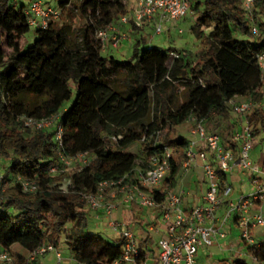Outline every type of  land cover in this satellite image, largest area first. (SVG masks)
I'll return each instance as SVG.
<instances>
[{
	"label": "trees",
	"instance_id": "1",
	"mask_svg": "<svg viewBox=\"0 0 264 264\" xmlns=\"http://www.w3.org/2000/svg\"><path fill=\"white\" fill-rule=\"evenodd\" d=\"M32 1L0 0L2 249L11 252L19 245L31 253L43 245L64 246L84 264L118 258L121 239L87 232L91 212L82 194L95 192L103 181L146 170L150 156L165 146L173 149L168 182L174 190L189 142L171 135L191 117L208 128L214 118L232 129L244 121L264 150V91L257 63L264 51V0H254L252 18L241 0H189L190 31L200 44L195 60L149 47L121 61L104 54L97 34L131 12L128 0H57L61 14L77 12L78 32L50 23L35 29V41L26 50L22 40L31 30L26 10ZM72 82L77 96L67 109ZM174 82L184 87L180 96ZM234 98L258 106L241 120L229 105ZM58 114L62 147L54 128L24 125V117L43 120ZM135 145L138 152L131 150ZM81 154L89 157V165L74 173H50L52 167L62 168V157ZM65 179L72 183L69 192L55 191ZM21 181H35L38 191L24 192ZM253 253L264 261V252Z\"/></svg>",
	"mask_w": 264,
	"mask_h": 264
},
{
	"label": "built area",
	"instance_id": "2",
	"mask_svg": "<svg viewBox=\"0 0 264 264\" xmlns=\"http://www.w3.org/2000/svg\"><path fill=\"white\" fill-rule=\"evenodd\" d=\"M246 14L252 18L254 0H241ZM28 23L34 29H46L50 23L61 18V11L52 6L44 5L42 0L32 1L27 10ZM189 0H136L131 12L122 17L119 26L109 25L97 34L103 44V51L108 48H118L125 35L120 32V26L132 25L144 27L153 25L156 34L163 33L168 23H178L186 17H192ZM194 25V22L192 21ZM253 32L259 36L257 26ZM180 33H183L181 30ZM176 57L175 53L171 54ZM260 69L262 91H264V51L257 55ZM175 85L179 83L174 82ZM229 105L235 115L241 120L245 118L257 103L249 100H230ZM62 115L58 114L48 119L37 120L24 117V125L29 129L43 130L54 128L55 140L63 146V128L59 125ZM190 126V133L194 137L188 143L185 151V160L180 172L188 175L190 171L202 164L205 181V193L202 203L188 208L183 193L169 189L172 168L173 149L165 146L155 151L149 158L146 170L137 171L132 176L101 182L95 192L83 193L81 196L92 213L98 218L101 213L112 216L120 208L131 206L146 207L156 213L155 221L149 224L147 237L138 239L135 229L116 220L108 224L121 239L122 253L107 264H202L199 253L202 248L213 245L214 240L226 239L231 234V224L235 223L240 231L239 241L246 250L240 252L237 261L250 259L253 264H264L253 251L264 252V233L259 240L255 231H264V213L254 209L264 204V169L251 159L254 138L250 126L242 121L232 136V144L225 145L222 137L208 128L203 120L191 117L186 122ZM121 138V137H120ZM116 140V138H114ZM85 154L74 158H82V165H89ZM73 158L62 157V168L55 166L50 169L51 174L66 171ZM239 167L243 172L251 174V183L255 187L253 193L234 196L233 188L222 180L231 171ZM2 177H0L1 183ZM22 189L27 193H36L38 185L35 181H21ZM72 187L70 180L61 186L63 193L69 192ZM158 236V253L156 246H151L153 236ZM54 253L55 264H64L63 250L53 245H43L29 253L27 262L32 264L39 257ZM70 261L77 262L72 255ZM15 259L9 250L0 247V264H14ZM236 264V263H235Z\"/></svg>",
	"mask_w": 264,
	"mask_h": 264
},
{
	"label": "rangeland",
	"instance_id": "3",
	"mask_svg": "<svg viewBox=\"0 0 264 264\" xmlns=\"http://www.w3.org/2000/svg\"><path fill=\"white\" fill-rule=\"evenodd\" d=\"M44 5L52 6L54 8L57 7V0H42ZM136 5V0H128L127 7L129 10H132ZM193 17H186L182 21L180 20L178 23H168L166 24V28L163 30V33L156 34L155 28L153 25H146L144 27H137L138 30L134 29L133 25H128L127 29H122V33L125 35V38L121 41L119 48L112 50L110 55L104 53L107 56H114L117 60H127L133 57L134 53L137 49H144L149 47L159 48L165 51H174L178 53H186L191 59L195 60L198 50L200 49V44L196 40L195 36L191 33L190 29L192 21H194ZM55 24L60 28L64 27L68 33L76 34L78 32V27L81 24V19L79 18L77 12L71 13L70 11L64 12L61 15V18L55 22ZM119 22L116 23V25ZM183 33H180V31ZM36 34L35 29L31 28L30 32L24 37L22 40L25 49L27 50L35 41ZM108 48L106 51H109ZM139 50V52H140ZM1 70V68H0ZM176 87V93L180 96L184 91V87L181 83L178 85H174ZM71 90L73 92L72 101L68 102L65 107L68 109L71 107L72 103L75 101L77 96V88L74 82L71 83ZM261 106L264 108V96L261 101ZM220 118H214L209 127L213 132H216L220 135L225 136L227 139L232 138V128ZM218 127L220 130L218 131ZM190 126L185 123L183 126L178 128L171 135L172 138H178L185 136L188 141L191 139V133L189 132ZM140 145H135L132 147V151L138 152ZM87 160H90L88 156H86ZM70 165L65 168L66 171H72L79 169L82 165V158H73L69 160ZM5 166V165H4ZM60 173V172H59ZM69 173V172H64ZM58 175V173H56ZM61 174V173H60ZM66 180L59 182L56 186L57 192H61L60 187L66 185ZM63 192V191H62ZM196 193V192H195ZM194 193V194H195ZM239 193V189L236 190V194ZM193 194V195H194ZM85 206V205H84ZM85 208L88 210V206ZM90 210V209H89ZM91 212V210H90ZM156 218V213L151 209L146 207H126L120 208L115 211L113 215L110 217L105 213H101L99 217H96V214L92 213L88 217V230L87 232L100 234L101 236L108 239H117L119 236L110 229L108 226L111 220H116L121 223H124L126 226L135 229V235L138 239L146 238L147 234H141L144 230L147 232L149 224L154 222ZM240 231L236 229L233 235L226 237V239L214 240V243L210 247H205L200 250L199 260L202 264H235L238 255L240 252H244L246 247L242 242L239 241ZM158 236L154 235L151 239V246H156V253H158ZM63 249V259L64 264H75L70 261V252L66 247H62ZM11 252L14 256H21L17 247L11 249ZM15 259V257H14ZM41 261L45 264H55L54 253H48L45 257H40ZM19 264L21 261L18 259ZM248 264H253V262L248 259Z\"/></svg>",
	"mask_w": 264,
	"mask_h": 264
},
{
	"label": "crops",
	"instance_id": "4",
	"mask_svg": "<svg viewBox=\"0 0 264 264\" xmlns=\"http://www.w3.org/2000/svg\"><path fill=\"white\" fill-rule=\"evenodd\" d=\"M183 20V19H182ZM181 20V21H182ZM116 25V24H115ZM118 25V24H117ZM116 25V26H117ZM133 25V23H132ZM134 26V25H133ZM120 32L122 33V29H127L128 26H120ZM119 48V47H118ZM117 49V48H110L109 51H105L106 54L110 55L112 50ZM224 125V121L223 124ZM229 125V124H228ZM239 123L233 128L231 132H234L237 130ZM211 129V127H209ZM220 128L218 127V131ZM190 132V129H189ZM220 135V134H219ZM222 137L223 143L225 145H228V142H232L231 139H227L225 136L220 135ZM233 136V133H232ZM194 137L191 134V139L192 140ZM190 140L188 142H190ZM251 159L259 163L263 169H264V150L262 148V145L260 144V139L256 138L254 139V144H253V150L251 152ZM264 178V175H263ZM177 186L175 187V191L183 193L184 201L186 203V206L188 208L196 206L200 203H202V198L205 193V181H204V173L202 169V164L199 163L198 166L194 167L188 175H183L181 172L178 175L177 178ZM226 183H228L232 188L234 192V196H238L241 194H250L253 193L255 190V187L251 183V174L247 172H243L239 167H235L231 173L226 177L225 180ZM239 189V193L236 194V190ZM196 192V193H195ZM195 193V194H194ZM194 194V195H193ZM255 212L262 211L264 213V204L258 203L256 208L254 209ZM231 234L233 235L234 231L237 229L235 223L232 222L231 224ZM263 229H257L255 231V234L257 235L258 239L261 240L263 236ZM229 235V236H230ZM17 247L18 250L20 251L19 253L21 256H14L15 257V263L14 264H19L18 259L21 261V264H28L27 259L29 256V253H27L24 249H22L19 245L13 246L11 249ZM63 250V249H61ZM45 257V256H43ZM32 264H45L44 262L41 261L40 257L33 262Z\"/></svg>",
	"mask_w": 264,
	"mask_h": 264
}]
</instances>
